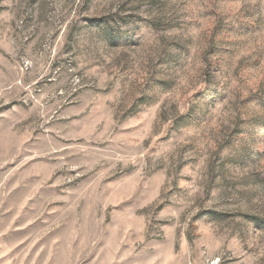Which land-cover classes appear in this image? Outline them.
I'll return each mask as SVG.
<instances>
[{
  "label": "rangeland",
  "instance_id": "1",
  "mask_svg": "<svg viewBox=\"0 0 264 264\" xmlns=\"http://www.w3.org/2000/svg\"><path fill=\"white\" fill-rule=\"evenodd\" d=\"M0 264H264V0H0Z\"/></svg>",
  "mask_w": 264,
  "mask_h": 264
}]
</instances>
